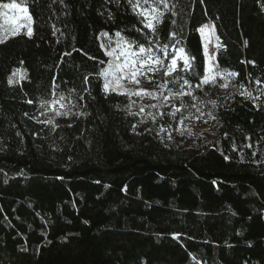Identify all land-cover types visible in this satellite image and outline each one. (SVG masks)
<instances>
[{"label":"trees","instance_id":"trees-1","mask_svg":"<svg viewBox=\"0 0 264 264\" xmlns=\"http://www.w3.org/2000/svg\"><path fill=\"white\" fill-rule=\"evenodd\" d=\"M15 1L32 35L0 36V264H264V0H168L154 39L179 41L203 75L199 29L213 22L219 69L239 74L224 92L196 90L217 101L201 106L215 131L191 145L186 131L161 133L163 142L144 132L150 122L134 133L128 98L102 90L101 43L116 31L146 42L128 0ZM54 77L87 113L57 117L55 131L33 119H45L39 98H50ZM161 123L178 118L157 131Z\"/></svg>","mask_w":264,"mask_h":264},{"label":"snow or ice","instance_id":"snow-or-ice-1","mask_svg":"<svg viewBox=\"0 0 264 264\" xmlns=\"http://www.w3.org/2000/svg\"><path fill=\"white\" fill-rule=\"evenodd\" d=\"M116 2L119 3V0H116ZM128 3L132 5L133 11L143 18L140 23L151 35L144 33L142 29H136L144 35L146 41L139 42L135 39H127L121 35V31H116L115 46H113L114 42L111 37H109L107 43H101L100 45L108 59L107 61H98L101 67H99L96 76L97 78H103L102 90L106 96L109 93H116L128 98V103L124 105L122 110L126 116L138 118L136 123L131 125V130L138 135H142L143 132L137 131L138 127L147 125L150 122L154 127H145L143 131L149 134L156 131V136L160 137L163 142L164 138L161 137V133H167L168 140L173 139L172 131H178L183 136L186 120H200L205 115L211 119H216L211 110L205 113L203 107L210 105L212 109H215L217 101L215 99L201 100L195 94L196 90L208 95L209 92L204 86L227 88L230 86L229 79L239 74L234 71H222L218 65H215L213 70L206 69L205 73L200 75L193 69L192 61L195 58L188 56L183 48L176 47L179 41H176L175 44H161L157 39H154L157 34L156 25L162 22L164 12L169 9L168 0H135V2L128 0ZM201 3H203V0H201ZM161 5H163V10L160 8ZM0 9L12 10L11 14L0 11V18H3L4 23L9 25L8 31L11 35L19 34L21 29L26 26L25 22H29L27 35H32L30 26L32 17L28 14L27 8H21L15 0H11L9 3H0ZM204 27L199 29L201 33L204 31ZM100 35L109 36L107 32H101ZM175 35L174 32L170 33L171 38H174ZM216 39L217 48H219V38ZM0 43H3V39H0ZM170 48L171 51H169ZM204 54L207 56L206 46ZM64 55L70 56L71 52H65ZM89 58L95 59L94 57ZM180 61H182V64ZM248 63L255 65L254 61H248ZM189 75L198 77V82L195 85ZM217 76L224 81L222 84L217 85ZM144 79H147L154 87L152 89L141 87ZM84 80L87 83L88 76H85ZM12 82L10 78L9 83ZM255 83L259 85L262 81L257 78ZM59 87L60 85L56 83L54 77L50 98H39L40 116L45 117V119L40 120L39 117H33L38 123L51 126L53 131L59 127L55 122L57 117L87 115V113L74 111V109L82 107L80 101L84 100V97L79 96L78 100H73L71 92L75 91L74 89L70 90L69 95L66 96L63 91H58ZM258 91L260 95H264V89H258ZM85 92L90 95L88 88H85ZM240 94L252 100L259 99V96L253 97L252 92L247 89ZM133 97L137 99H132ZM184 97H189L192 102L186 103ZM145 98L155 102L145 104L143 103ZM28 103L31 104L33 101L29 100ZM116 107L119 108L120 106L117 105ZM133 109L136 110L133 111ZM194 112L198 115H194ZM165 116L170 117L172 121H177L178 118L177 126L173 128L172 124L169 123L166 127L161 123L158 125L157 131L155 127L157 121ZM68 127H72V125L69 124ZM248 147H252V145L249 144ZM255 155L256 152H253V156ZM224 158L228 159V157ZM173 238L178 239L179 234H173Z\"/></svg>","mask_w":264,"mask_h":264},{"label":"rangeland","instance_id":"rangeland-1","mask_svg":"<svg viewBox=\"0 0 264 264\" xmlns=\"http://www.w3.org/2000/svg\"><path fill=\"white\" fill-rule=\"evenodd\" d=\"M15 2L21 8H27L22 3H19L17 1H15ZM162 6L163 5L160 6L161 10H162ZM0 11H5V12H8L9 14L12 13V10L0 9ZM137 11H139V9H137ZM17 14H19V13H17ZM25 24H26V26L24 28H22L21 30L27 29V27L29 26V22H25ZM30 26H31V22H30ZM205 26H207V27L203 26L204 31L202 33L199 31V34L201 37L203 50H204L205 46L207 47V56H205L206 69L213 70L214 66L218 65L216 62V51H217V39L216 38L218 36H217L216 28H215V25L213 22H209ZM8 29H9V25L4 23L3 18H0V36L11 34L8 31ZM114 43H115V41H114ZM180 62H182V61H180ZM223 82L224 81L219 76H217V85L222 84ZM141 87L146 88V89H152L154 87V85L152 83H150L147 79H144L142 81ZM204 87H210V86H204ZM210 88H212V87H210ZM214 88H216L219 92H224V89H225V88L219 87V86H216ZM206 96L208 97V95H206ZM154 102L155 101L149 100L147 98H145L143 100V103H145V104L154 103ZM196 115H198V114H196ZM205 120L207 121L206 123L204 122ZM183 130L186 131L190 137L187 145L193 144L194 142H196V140L199 137H202V136L207 138L208 142H210L212 140V135L215 131V123H214L213 119H211L207 116H203L200 120L189 119L185 122V128Z\"/></svg>","mask_w":264,"mask_h":264}]
</instances>
